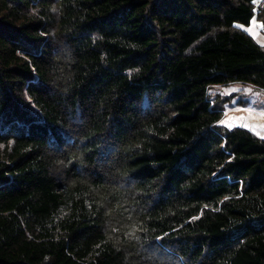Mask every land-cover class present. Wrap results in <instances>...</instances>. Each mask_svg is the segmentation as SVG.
<instances>
[{"label":"trees","instance_id":"trees-1","mask_svg":"<svg viewBox=\"0 0 264 264\" xmlns=\"http://www.w3.org/2000/svg\"><path fill=\"white\" fill-rule=\"evenodd\" d=\"M254 18L264 0H0V264H264V138L212 93L264 94Z\"/></svg>","mask_w":264,"mask_h":264},{"label":"rangeland","instance_id":"rangeland-1","mask_svg":"<svg viewBox=\"0 0 264 264\" xmlns=\"http://www.w3.org/2000/svg\"><path fill=\"white\" fill-rule=\"evenodd\" d=\"M237 26L255 37L261 32L262 23L254 18L250 26ZM212 93L224 107L223 127L230 130L243 128L264 138V94L243 85L215 88Z\"/></svg>","mask_w":264,"mask_h":264},{"label":"crops","instance_id":"crops-1","mask_svg":"<svg viewBox=\"0 0 264 264\" xmlns=\"http://www.w3.org/2000/svg\"><path fill=\"white\" fill-rule=\"evenodd\" d=\"M248 33V32H247ZM251 35V34H250ZM252 36V35H251ZM256 42L260 45L264 47V30L263 27L261 28V32H259L255 37L252 36Z\"/></svg>","mask_w":264,"mask_h":264},{"label":"bare ground","instance_id":"bare-ground-1","mask_svg":"<svg viewBox=\"0 0 264 264\" xmlns=\"http://www.w3.org/2000/svg\"><path fill=\"white\" fill-rule=\"evenodd\" d=\"M76 50V49H75ZM74 50V51H75ZM29 125V124H28ZM135 128V127H134ZM135 131V130H134ZM34 140V139H33ZM35 141V140H34ZM34 141H32V142H34ZM27 144V143H26ZM34 145V144H33ZM37 145V144H36ZM39 145V144H38ZM32 146V145H31ZM30 146V147H31ZM28 147V146H27ZM38 148V147H37ZM20 149V148H19ZM39 149H40V147H39ZM28 150V149H27ZM31 150V149H30ZM21 151H23V149L21 150ZM27 153V152H26ZM28 154V153H27ZM39 156V155H38ZM32 159V158H31ZM43 164V163H42ZM45 164V163H44ZM51 165V164H50ZM42 166V165H41ZM52 166H54V165H52ZM50 167V166H49ZM43 168V167H42ZM44 171H46L45 169H44ZM41 173V172H40ZM40 175V174H39ZM42 175V174H41Z\"/></svg>","mask_w":264,"mask_h":264},{"label":"snow or ice","instance_id":"snow-or-ice-1","mask_svg":"<svg viewBox=\"0 0 264 264\" xmlns=\"http://www.w3.org/2000/svg\"><path fill=\"white\" fill-rule=\"evenodd\" d=\"M249 92H251V89L248 90ZM159 239V238H158Z\"/></svg>","mask_w":264,"mask_h":264}]
</instances>
